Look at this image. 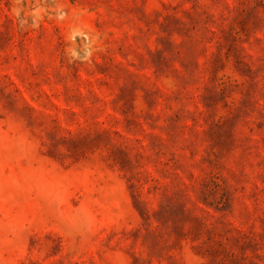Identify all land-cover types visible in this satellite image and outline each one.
<instances>
[{"label":"rangeland","instance_id":"1","mask_svg":"<svg viewBox=\"0 0 264 264\" xmlns=\"http://www.w3.org/2000/svg\"><path fill=\"white\" fill-rule=\"evenodd\" d=\"M0 264H264V0H0Z\"/></svg>","mask_w":264,"mask_h":264}]
</instances>
